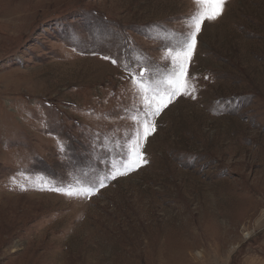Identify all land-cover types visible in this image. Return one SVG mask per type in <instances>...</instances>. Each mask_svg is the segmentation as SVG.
<instances>
[{
	"label": "rangeland",
	"instance_id": "obj_1",
	"mask_svg": "<svg viewBox=\"0 0 264 264\" xmlns=\"http://www.w3.org/2000/svg\"><path fill=\"white\" fill-rule=\"evenodd\" d=\"M197 10L0 0V264H264V0L204 22L195 99L155 117L147 163L53 190L120 166L143 108L131 73L164 79Z\"/></svg>",
	"mask_w": 264,
	"mask_h": 264
},
{
	"label": "snow or ice",
	"instance_id": "obj_2",
	"mask_svg": "<svg viewBox=\"0 0 264 264\" xmlns=\"http://www.w3.org/2000/svg\"><path fill=\"white\" fill-rule=\"evenodd\" d=\"M198 10L188 17L189 32L179 35L176 38L174 46L166 44L167 54L171 57V69L164 73V79L158 82H151L145 74L147 70L139 74L131 73L134 85L140 93V99L143 108L138 109V115L132 119L139 124L132 139V146L126 150L120 166L114 167L110 177L106 176L99 180L98 186L81 188H55L53 190L62 192L65 195L88 196L95 194L100 187L105 186V180L114 179L117 175H125L139 167L142 163H147L143 157L142 147L147 137L155 132V117L158 116L172 101L180 95H192L195 99V80L190 76L189 67L192 61L193 53L197 45V35L200 33L202 25L206 20H215L223 14L226 0H195ZM175 35V34H173ZM116 64L117 60L112 57H102ZM139 62V61H137ZM128 65L125 64L127 70ZM163 86V87H161ZM63 150V145H60Z\"/></svg>",
	"mask_w": 264,
	"mask_h": 264
}]
</instances>
